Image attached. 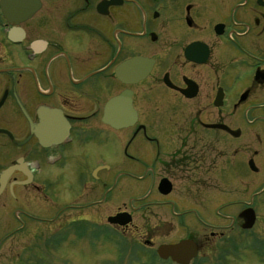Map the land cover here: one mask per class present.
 Segmentation results:
<instances>
[{
	"label": "flooded vegetation",
	"instance_id": "flooded-vegetation-1",
	"mask_svg": "<svg viewBox=\"0 0 264 264\" xmlns=\"http://www.w3.org/2000/svg\"><path fill=\"white\" fill-rule=\"evenodd\" d=\"M37 1L22 20L0 5V232L127 213L106 226L139 227L150 250L144 232L168 227L160 244L200 252L245 226L264 172V0ZM125 93L135 121L114 127L105 106ZM227 184L247 201L223 203Z\"/></svg>",
	"mask_w": 264,
	"mask_h": 264
},
{
	"label": "rangeland",
	"instance_id": "rangeland-1",
	"mask_svg": "<svg viewBox=\"0 0 264 264\" xmlns=\"http://www.w3.org/2000/svg\"><path fill=\"white\" fill-rule=\"evenodd\" d=\"M254 182L257 183L258 181ZM175 186L177 188L183 187L181 184ZM227 186L225 189L229 193L224 195L223 203L232 202L233 199L247 201L245 199L247 193L243 194V184H241L238 192L232 190L231 184H227ZM263 188L264 172L262 178L260 176L258 190ZM233 192L239 194L238 198L235 199L236 194L232 196ZM255 202L256 205L255 203L252 205L256 213L254 227L250 231H242L239 225H234L230 231L225 233L223 250L222 247L218 248L217 244L203 247L193 264H264V192L257 195ZM214 203L213 199L210 198L208 200L210 207H207L210 209V214H213V209L217 206L212 207L211 205ZM236 210L234 208L225 213L226 215L233 214L235 216ZM105 217L106 214L103 215L102 223H98V229L75 227L71 230L65 227L62 228L63 226L59 225L50 229H35L32 227L12 233L9 236H7L9 232L2 230L0 232V238L3 239L0 243V264H146L142 255H145L146 251L152 250L141 249L140 245L143 240L140 237V228L133 227V229L128 230L126 234L120 237V244L118 243V237L110 232V229L106 230ZM203 217L205 218V216ZM145 218L148 220L150 216ZM209 221L216 225L219 224L217 220L216 222L213 219ZM134 223L139 226V218H135ZM148 226H154L152 218H150ZM167 230L168 227L155 230L154 232H144V238L152 237L153 248H156L159 242L165 239L161 236L167 234ZM169 230L168 238L171 239H177L184 233L183 228L176 223H173ZM201 231L202 229L197 232ZM73 235L76 237L73 238ZM59 237L61 242L57 241ZM54 242L58 243L52 245ZM232 248L234 250H231ZM132 257L133 259L131 260ZM134 260L138 263L134 262Z\"/></svg>",
	"mask_w": 264,
	"mask_h": 264
},
{
	"label": "water",
	"instance_id": "water-1",
	"mask_svg": "<svg viewBox=\"0 0 264 264\" xmlns=\"http://www.w3.org/2000/svg\"><path fill=\"white\" fill-rule=\"evenodd\" d=\"M26 0H3L2 3H4L5 5H7L6 2H24ZM34 5L30 6V5H26V4H13V6H10L9 8H2L5 17L9 20L10 17H16L19 20L22 19H26L27 17H30L38 8H39V3L37 0H33ZM26 3V2H25ZM3 7V6H2ZM18 20V21H19ZM138 62L136 59L135 61H128L124 64V68L121 71V74H123L125 80L128 81H136L132 79V70H128L130 69L129 66L132 65V63H136ZM125 71V72H124ZM148 71V68L144 69V70H140V79H142L146 73ZM105 114H107L110 117L109 122H112V124L115 125V123H117L119 121V117L118 113L122 112V113H128L130 115L133 116L134 111L131 107V104L129 102V95L127 93L121 95L118 98H115L111 101H109L106 106H105V110H104ZM111 114V115H110ZM124 117H127V115H124ZM128 117L130 118V116L128 115ZM134 120V118L132 117L131 120H129L128 124H131ZM4 181H2L1 185L3 186ZM161 188H164V186H161ZM167 190L165 189L163 192L165 193ZM114 219H112V223L115 222L113 221ZM247 221V225L246 227H250L254 221V217L253 215H249V217H247L246 219ZM125 221L122 220L120 223H124ZM191 241H186L183 242L179 245L176 246H167V247H162L159 249V253L161 255L165 256H171L173 258V260L175 259L176 261H182L183 257H186V259H190V257H194L196 256V251L193 252L192 255H185V252L188 248H192L194 247L193 243L191 244ZM193 246V247H192ZM194 249H196L194 247ZM187 262L185 261L184 264H186Z\"/></svg>",
	"mask_w": 264,
	"mask_h": 264
},
{
	"label": "bare ground",
	"instance_id": "bare-ground-1",
	"mask_svg": "<svg viewBox=\"0 0 264 264\" xmlns=\"http://www.w3.org/2000/svg\"><path fill=\"white\" fill-rule=\"evenodd\" d=\"M179 243V242H178ZM193 243V242H192ZM191 243V244H192ZM193 245H194V247L196 248V249H194V247H193V249L190 247V248H188L187 250H186V252H185V255H192L193 254V252L194 251H196L197 250V247H196V245L193 243ZM159 260H162V259H159ZM159 262H163V261H159ZM164 262H166V263H168V261H164Z\"/></svg>",
	"mask_w": 264,
	"mask_h": 264
}]
</instances>
